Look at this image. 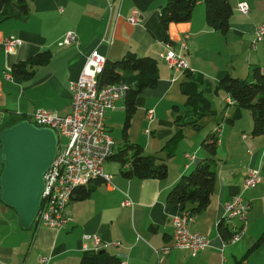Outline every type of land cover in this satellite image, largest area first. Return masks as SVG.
<instances>
[{"label":"crops","instance_id":"obj_1","mask_svg":"<svg viewBox=\"0 0 264 264\" xmlns=\"http://www.w3.org/2000/svg\"><path fill=\"white\" fill-rule=\"evenodd\" d=\"M24 1L29 8L25 20L0 22V131L38 109L69 114V84L78 78L92 50L109 63L129 53L150 57L157 62L158 82L136 96L127 128L126 99L114 103L104 118L114 140L113 155L124 144H138L143 155L165 161L168 173L162 180L127 178L121 171L128 165L113 156L102 168L110 181L91 182L84 188L91 191L83 199L76 198L81 189L75 192L60 230L37 223L22 230L17 214L0 203V264H39L42 257L48 259L45 264H79L85 251L94 250L85 239L93 235L101 240L98 250L116 257L120 264H264V134L253 136L251 116H243L246 110L232 120L233 101L212 88L226 75L249 79L254 67L264 74V41L251 48L253 33L264 24V0H227L231 14L224 35L205 24L202 0L194 6L189 21L167 24L166 29L159 11L167 0ZM242 2L248 6L246 16L236 10ZM133 10L141 16L134 26L128 22ZM68 33L75 35L76 43L59 46ZM186 35L187 47L181 50ZM9 37L20 39L21 45L6 54L2 44ZM170 49L180 52L188 71L202 78L206 86L200 88L217 116L202 119L199 131L185 127L174 156L166 159L160 149L177 130L174 118L185 113L186 96L181 88L187 81L183 71L165 64L162 57ZM43 52L49 56L45 65L26 67L27 74L13 73L15 65ZM149 111L150 118L146 116ZM209 134L217 141L213 156L202 147ZM205 159L214 162L212 196L205 209L191 214L193 222L187 230L206 236L208 246L195 255L176 250L163 254L173 233V217L192 208L169 204L167 191ZM255 170L259 184L243 189L245 176ZM239 194L250 206L246 229L239 240L223 244L216 228L225 202ZM126 197L133 202L130 207L121 205ZM229 237L230 232L225 239Z\"/></svg>","mask_w":264,"mask_h":264},{"label":"built area","instance_id":"obj_2","mask_svg":"<svg viewBox=\"0 0 264 264\" xmlns=\"http://www.w3.org/2000/svg\"><path fill=\"white\" fill-rule=\"evenodd\" d=\"M236 10L242 15H248L249 10L246 3L237 5ZM128 22L133 26L141 21V16L137 10L130 13ZM254 41H264V24L255 30ZM186 37L180 44L181 50H186ZM76 37L68 33L58 42L59 46H67L76 43ZM21 40L9 37L2 44L4 51L13 52L21 44ZM162 57L170 68L177 71L188 69L183 55L175 51L166 50ZM107 60L99 54L97 50H92L85 58L84 67L77 79L69 84L71 94V111L66 115H59L56 112L42 109L36 110L26 120L31 121L37 127L54 130L58 137V152L50 168L44 175V191L42 193V204L39 209L36 221L37 224L45 227L60 230L64 228L67 221V206L73 198L75 192L86 188L91 182L96 180L110 181L111 177L103 174V166L113 155L114 140L109 134L105 124V115L114 109V103L125 99L128 86L124 83L104 84L101 83V75ZM152 112L146 115L151 117ZM60 138L65 143H60ZM190 162L194 160L191 155H184ZM243 189L256 187L260 182L259 171H250L245 176ZM130 207L133 202L126 197L121 204ZM250 206L243 202L241 194L225 202L222 220L230 231V237L223 239V244L232 243L239 240L247 225V213ZM189 212H181L172 220L173 233L171 240L162 249L163 254L171 251H185L195 255L208 246L207 238L198 233L189 232L188 225L193 222V217ZM92 242L94 250H98L97 245L100 238L97 235L86 237ZM45 257L38 262L45 264Z\"/></svg>","mask_w":264,"mask_h":264},{"label":"trees","instance_id":"obj_3","mask_svg":"<svg viewBox=\"0 0 264 264\" xmlns=\"http://www.w3.org/2000/svg\"><path fill=\"white\" fill-rule=\"evenodd\" d=\"M198 0H167L159 11L161 26L167 28L170 23H184L189 21L193 8ZM205 11V21L211 29L221 34H226L229 29V18L231 8L227 0H202ZM29 15V8L24 0L13 2L11 0H0V22L8 19L25 20ZM49 56L46 52L39 53L27 62L14 66V74H27L26 67L45 65ZM156 61L150 57L138 58L134 54H127L117 62H107L101 75V83L118 84L124 83L128 86L126 95V120L124 129L127 128L130 116L134 113V101L136 96L144 89H151L158 82V67ZM187 81L182 85V94L186 96L184 105L185 113L177 115L173 124L177 130L166 140L160 152H164L166 159L174 156L176 147L183 139V129L190 127L199 131V123L206 117H216L212 110L211 102L205 97V90L200 88L206 86L201 77L196 76L188 69L184 71ZM249 79H238L229 75L224 76L216 86L212 87L215 93L224 92L234 103V111L231 119L240 117V111L249 112L252 119V134H264V74L258 67L251 69ZM209 88V87H208ZM211 88V89H212ZM210 89V88H209ZM175 110L177 107H174ZM21 120H26L23 118ZM18 120V121H21ZM18 121H11V126ZM123 129V130H124ZM217 141L209 134L204 138L202 147L210 156L215 155ZM117 158L121 165H128L127 170L121 171L124 177H136L139 179L151 178L166 179L168 168L165 161H158L153 156L143 155L142 148L138 144H124L117 153L110 158ZM214 162L205 159L187 175L179 178L178 182L167 191V202L171 205H192L189 213L200 212L210 202L214 181ZM80 190V189H79ZM78 191V190H77ZM76 191V192H77ZM90 189L82 188L76 198H86ZM34 223H37L35 221ZM228 226L221 219L216 229L220 236L225 239L229 234ZM79 264H120L116 257L103 250H87L82 254Z\"/></svg>","mask_w":264,"mask_h":264},{"label":"water","instance_id":"obj_4","mask_svg":"<svg viewBox=\"0 0 264 264\" xmlns=\"http://www.w3.org/2000/svg\"><path fill=\"white\" fill-rule=\"evenodd\" d=\"M54 130L21 120L0 131V203L12 209L22 230L36 221L44 175L58 152Z\"/></svg>","mask_w":264,"mask_h":264},{"label":"rangeland","instance_id":"obj_5","mask_svg":"<svg viewBox=\"0 0 264 264\" xmlns=\"http://www.w3.org/2000/svg\"><path fill=\"white\" fill-rule=\"evenodd\" d=\"M243 116H249L250 117V115H249V113L248 112H246V111H243ZM251 118V117H250ZM60 143H61V146H62V144H64L65 143V140L64 139H62V138H60ZM117 150V149H116Z\"/></svg>","mask_w":264,"mask_h":264}]
</instances>
